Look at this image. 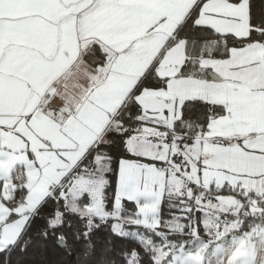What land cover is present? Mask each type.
Instances as JSON below:
<instances>
[{
	"label": "snow or ice",
	"instance_id": "6c2138e0",
	"mask_svg": "<svg viewBox=\"0 0 264 264\" xmlns=\"http://www.w3.org/2000/svg\"><path fill=\"white\" fill-rule=\"evenodd\" d=\"M37 219L71 264H264V0H0V255Z\"/></svg>",
	"mask_w": 264,
	"mask_h": 264
},
{
	"label": "trees",
	"instance_id": "16d2710c",
	"mask_svg": "<svg viewBox=\"0 0 264 264\" xmlns=\"http://www.w3.org/2000/svg\"><path fill=\"white\" fill-rule=\"evenodd\" d=\"M54 205L49 202L42 209V213H51ZM43 226V221L37 219L25 237L26 240H30L27 250L20 252L17 250L9 257L7 255H0V264H71L72 258L65 257L63 251L59 249L55 243L54 238L49 237L48 240L42 239L39 235V230ZM69 235L71 230H67ZM108 235L105 229H100L95 233V238L104 240ZM115 246L117 249L130 247L133 245V241L114 238ZM95 257L94 259H98Z\"/></svg>",
	"mask_w": 264,
	"mask_h": 264
}]
</instances>
